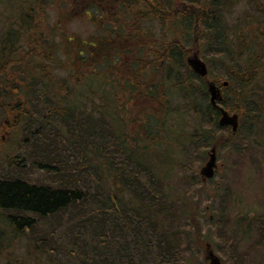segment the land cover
<instances>
[{"label":"rangeland","instance_id":"374dc122","mask_svg":"<svg viewBox=\"0 0 264 264\" xmlns=\"http://www.w3.org/2000/svg\"><path fill=\"white\" fill-rule=\"evenodd\" d=\"M245 2L237 0L223 12L229 30L238 29L234 25L241 20L240 34L252 31L256 21L263 19L260 11ZM256 2L259 7L264 4V0ZM167 6L169 14L183 10L187 2L169 0ZM118 7L126 11L127 0H0V71L2 53L9 46L8 72L19 61L23 72L10 69L18 83L26 75L36 81L39 74L29 69L22 56L28 61L35 55L39 62L46 63L44 55L51 51L49 60L54 62L49 73L69 95L68 99H60L75 107L66 125L50 118L46 123L55 127L40 132L30 118L32 110L42 111L40 106L33 102L22 115L16 99L28 101V97L2 81L0 176L69 186L86 197L85 202L40 219L35 227L12 238H8L5 215L0 210V230L6 229L8 243L0 250V264H208L204 258L206 243L222 264H264V230L260 228L264 222V124L258 129L259 135L247 138V134H241L230 146L223 144L230 140L228 129H223L214 134L212 145L195 147L192 137L198 135L199 123L181 96L182 84L177 85L174 79L182 73L177 66L182 63L190 71L188 59L197 56L207 68V79H217L220 85L229 61L206 49L197 33L192 44L179 16H163L160 21L146 10V14L141 12L144 7L137 3L130 14L115 11ZM116 14L121 29L136 31L121 32L116 43L125 42L127 36L134 41L110 46L106 55L100 47L102 55L83 60L87 57L83 48L109 34L105 17ZM25 18L30 20L28 38L17 31H21L17 23ZM6 36L10 42L5 41ZM169 42L171 52L169 49L167 53ZM176 45L178 50L186 47L179 51L177 61L172 55ZM77 50L82 58L78 55L77 59ZM167 54L171 56L166 58ZM93 68L99 75L97 79L86 72L94 74ZM21 90L30 92L23 86ZM88 115L97 125L96 134L91 130L92 140L96 141L100 132L106 135L110 160L100 150L101 145L97 154L93 142L85 140L87 132L79 122ZM75 124L82 128L84 166L72 139L71 125ZM211 146L215 147L217 170L212 179L202 182L199 170ZM123 152L125 157L130 155L138 161L140 169L144 167L152 174L159 198L151 204L153 209L149 204L140 206L139 198L123 187L121 165H117ZM129 209L143 213L148 234H144V228H135L134 222L121 225L115 217ZM111 211L114 214L109 218L106 214ZM124 244L130 245L127 262H116L113 252L126 251L121 249ZM108 250L112 252L104 254Z\"/></svg>","mask_w":264,"mask_h":264},{"label":"trees","instance_id":"16d2710c","mask_svg":"<svg viewBox=\"0 0 264 264\" xmlns=\"http://www.w3.org/2000/svg\"><path fill=\"white\" fill-rule=\"evenodd\" d=\"M184 1L187 2V7H185L183 10H175L169 14L168 12L170 9L169 6H167L169 0H130V2L134 3L133 5L129 2V0H127L126 11L120 9L119 7L115 9V11L119 10L125 14H130L137 3L138 5H142L144 7V10L141 12L145 14L146 12L148 14L151 13L157 16L160 21L164 19L163 16L167 18H176L179 16L183 30L188 33V37L191 35L190 42H192V44H195L194 34L197 33L198 38L204 42L206 49H212L213 52H216L220 56H225L226 60L229 61V64L223 69V81H226L227 85L221 87L222 100L219 102V104H222L223 106H221L227 111L234 109L235 112H237L239 117V126L234 135L231 134L229 128H226L229 131L230 140L223 144L230 146L233 139L241 134H247V138H252L259 135L258 129L261 128V124H264V4L259 7L256 0L254 2L252 0H246L245 3L247 5L250 2V6H252L255 11H260L262 13L263 19L256 21L255 27L252 31H249L246 34H240L243 29L242 26H240L242 23L241 20H239L238 23L234 25L237 26L238 29L229 30L228 22L223 16V12L228 10L230 6L237 3V0ZM116 3L117 2L114 1V5H116ZM153 10L159 13H152ZM82 11L84 10L82 9ZM105 18L106 20L104 21L108 22V26L106 28L109 34L102 41L94 43L93 45H87L86 49L82 47L84 50L82 52L87 54V57H83V60L91 58L94 55H102L99 54L102 53V51L98 49L100 47H103V55H106L105 52L110 46L114 48L118 47L119 44H127V42L116 43V41L120 39L116 38L117 35L120 36L121 32L124 31L128 33H130V31H135L134 29L131 30L129 28L121 29V26L118 23L119 14H116L115 16L107 15ZM37 21L39 20L37 19ZM112 22L115 24L112 25ZM29 23L30 20L27 18L22 19L19 23H17V25L21 24V31H17L21 33V36L23 35V38H28L30 35L28 32L31 29V27L28 26ZM127 37L132 39L130 36ZM7 39L9 40V38L6 36V42ZM170 44L171 43L169 42L166 45L167 53L171 52ZM128 48L137 51V48H133L131 46ZM185 48V46H182L181 50H178L177 45L175 46L174 51H172V55H174L176 61L178 60L177 55L180 56L179 51H182ZM49 50H51V47H49ZM10 51L11 48L8 46L5 48L4 53H2L4 54V57L1 59L3 67L1 69L2 72L0 71V85L2 81L4 84L13 85L17 89V94L22 93V97H28V101L16 99L17 108L22 110V115L25 112L27 113L29 106L32 105L33 102H37L38 106L41 108L40 110L42 111L32 110L30 112V118H32L35 127L41 128L40 132L47 131V128L55 127L54 124L48 125V123H46L48 120H50V118L51 120L52 118H55L57 122L61 120L62 123L60 124L63 125L65 123L66 125V122L70 121L73 109L75 107L68 102H63L60 99H63V97L68 99L69 95L68 92L64 93L60 89L58 86V80L49 73L52 67L51 64L54 62L52 59L49 60L51 51L45 53L44 55L45 60H47L46 63L39 62L38 59L34 58L35 55H32L28 61L27 59L25 60V55L22 56V60L30 67L29 69H35L39 76L37 77L36 81H32L30 80L31 77L26 75L24 78L20 79L21 82L19 83L16 80V76L14 77V73L11 71L12 69H15L17 72H23L21 65H18L19 61L13 63L12 65L14 66L9 67V72L7 70V64L9 63V60L6 57V54H8ZM76 52L77 59H79V56L82 58L83 55H79L78 50ZM122 53L126 54L125 52ZM170 56L171 55L167 54L166 58H169ZM59 63L62 65L61 62ZM96 63H90V65ZM68 65L70 66L69 63ZM177 67V70H181L182 73L181 76H174L175 82L177 85L182 84L183 90H180L182 92L181 96L184 98V100L188 101L187 103L189 104L192 113L199 123V129L197 130L198 135L192 137L193 144L195 147H208L212 145L210 142H213L212 140L214 139V134L217 131L225 129L220 128L217 124V120L220 116V110L217 106L215 107L210 103L204 78L194 74L191 70L186 71L185 66L182 63ZM71 70L73 71L72 67ZM94 71L96 70L93 68V72ZM86 72L89 74V77H96L95 79L99 77V75H97L95 72V75L92 74L91 71ZM170 77L171 75L168 73V78ZM194 81L198 82L194 83ZM216 81L219 82L217 79ZM186 82H188V84L185 87ZM22 86L30 89V92H23L21 90ZM19 101L20 104L18 103ZM3 104L7 105L8 103ZM15 108L16 106L12 109L14 110ZM40 112L43 113V116ZM94 119L95 118L92 115H88L87 117L82 116L80 119L79 124H81L82 127H84L83 129H86L87 132L85 140L93 142V148L96 149V153L97 150H99L98 146L101 145L100 150H102L105 153V157L110 160L111 151L108 147L109 142H105V140H107L105 137L106 135H101V132H98L100 134L99 138L96 136V141L92 140V128L93 133H97V125L95 124ZM79 124L71 125L74 128L72 139L75 140L74 147L78 149L81 164L84 166L86 163L83 157L84 153L81 152L82 140L80 137V131L82 128H79ZM102 140L103 142L99 143ZM119 163L121 164L117 165H121L119 167H121L122 171L120 172L119 176L121 177L123 187L127 188L131 193L139 198L137 200L139 201V205L143 208L146 206V204L155 205L154 203H157L156 201L159 198L157 197L158 191L154 184V178L152 174L144 167L143 169H140V163L138 161L132 160L130 155L125 157L124 152L122 155V161H119ZM84 194L81 193V190L69 186L36 184L30 183L18 176H0V210L5 215L9 231L8 238H12L15 233H25L29 229L35 227L40 219L63 212L74 203L80 201L85 202L84 200L86 197ZM136 204L138 205V202ZM150 208L153 209L152 205ZM121 212L123 214L122 216H115L118 221H121V225H128L134 222L135 228H144V234H148L145 232H148V230L146 227V217H143V213L137 210L133 211V209L122 210ZM112 214H114L113 211L107 212L106 215L109 216V218H112ZM124 217L125 219H123ZM260 228L264 230V222L261 223ZM5 233L6 229L0 230V250L8 244L5 242ZM262 237L264 238V233ZM119 246L120 244H118V250ZM121 249H126V251L118 254V251L115 249L113 252L115 254V261L127 262V254L130 252V245L128 247L126 244H124ZM111 252L112 251L108 250L104 254H109ZM12 264L15 263L12 262Z\"/></svg>","mask_w":264,"mask_h":264},{"label":"water","instance_id":"95a60500","mask_svg":"<svg viewBox=\"0 0 264 264\" xmlns=\"http://www.w3.org/2000/svg\"><path fill=\"white\" fill-rule=\"evenodd\" d=\"M188 65L193 70L194 73L198 74L200 77H205L207 75V68L205 64L197 57L193 56L188 59ZM223 86L227 85V82L222 83ZM207 91L209 93V101L213 106H218L220 110V116L217 120L219 127H230L231 134L234 135L238 129V115L236 113H229L218 105V101L222 100L221 88L216 85L214 81H206ZM217 169L215 147H211L208 153V159L204 165L200 168L199 174L202 181L210 179L214 176L215 170ZM206 259H209V264H222L220 258L214 254V252L207 245Z\"/></svg>","mask_w":264,"mask_h":264},{"label":"flooded vegetation","instance_id":"af4514ba","mask_svg":"<svg viewBox=\"0 0 264 264\" xmlns=\"http://www.w3.org/2000/svg\"><path fill=\"white\" fill-rule=\"evenodd\" d=\"M130 40H133V41H134V38H132V39H129L128 37L124 38V41L127 42V43H128ZM206 249L208 250L207 247L205 248V251H207ZM205 257H206V254H205ZM205 260H206V258H205Z\"/></svg>","mask_w":264,"mask_h":264}]
</instances>
